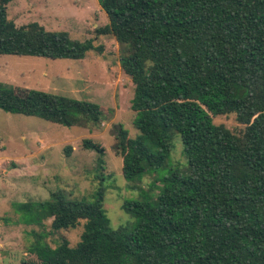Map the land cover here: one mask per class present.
I'll return each instance as SVG.
<instances>
[{
	"label": "trees",
	"instance_id": "trees-1",
	"mask_svg": "<svg viewBox=\"0 0 264 264\" xmlns=\"http://www.w3.org/2000/svg\"><path fill=\"white\" fill-rule=\"evenodd\" d=\"M9 1L0 0V54L82 59L96 49L37 22L16 26ZM97 1L108 23L96 32L114 37L134 85L139 133L115 130L123 177L136 185L166 168L176 134L186 167L124 201L133 220L116 228L102 183L91 201L56 191L16 204L26 224L51 219L60 230L83 221L75 246L62 238L51 247L36 235L28 249L35 258L22 264H264V0ZM0 109L64 126L104 115L91 101L2 82ZM230 113L244 125L239 133L213 122ZM83 147L97 153L102 170L104 148L89 138Z\"/></svg>",
	"mask_w": 264,
	"mask_h": 264
},
{
	"label": "rangeland",
	"instance_id": "rangeland-1",
	"mask_svg": "<svg viewBox=\"0 0 264 264\" xmlns=\"http://www.w3.org/2000/svg\"><path fill=\"white\" fill-rule=\"evenodd\" d=\"M6 11L16 26L37 22L47 30L66 31L72 39H90L96 49L87 51L82 59L0 54V82L91 101L104 114L100 123L64 126L0 109V264H22L35 258L28 249L36 235H42L51 247L62 238L75 246L83 221L60 230L51 229V219L43 226L26 224L16 204L44 200L56 191L91 201L102 183L103 207L116 228L133 220L122 209L124 201L142 199L153 182L161 185L170 168L185 169L186 158L176 134L166 168L147 174L136 185L123 177L122 159L114 148L115 130L121 125L129 137L139 133L132 123L134 85L120 68L114 37L96 32L108 23L97 0H10ZM213 122L234 133L244 128L233 113L214 116ZM88 138L104 148L102 170L97 169V153L83 147Z\"/></svg>",
	"mask_w": 264,
	"mask_h": 264
}]
</instances>
